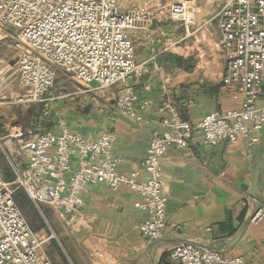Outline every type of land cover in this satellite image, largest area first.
Returning a JSON list of instances; mask_svg holds the SVG:
<instances>
[{"label": "built area", "instance_id": "built-area-1", "mask_svg": "<svg viewBox=\"0 0 264 264\" xmlns=\"http://www.w3.org/2000/svg\"><path fill=\"white\" fill-rule=\"evenodd\" d=\"M163 10L191 32L196 9L188 0H173ZM147 16L144 9L123 10L121 0H0V23L16 29L25 45L16 61L15 77L27 90L26 101H47L56 70L61 69L95 91L121 85L118 111L142 123L144 117L136 109L139 95L126 85L143 68L136 61L131 32ZM216 17L226 58L223 82L234 98L241 96L240 106L210 111L191 123L165 102L163 129L151 132L142 169L119 170L113 133L88 139L71 130L65 119L59 120V131L14 126L8 139L0 136L14 172V178L7 180L0 171V264H53L41 250L50 237L39 236L31 228L14 198L17 189H23L42 214V205H48L71 224L89 185L105 184L113 190L127 186L140 194L136 206L147 212L138 225L140 233L158 240L180 228L168 220L162 190V158L172 145L182 147L194 135L210 145L240 138L249 145L261 143L264 105L258 101L264 97V0H223ZM6 79L0 69V84ZM149 104L145 100L141 108ZM73 155L79 158L75 168ZM263 219L261 204L252 211L250 222L259 224ZM160 264H245V259L180 241L167 249Z\"/></svg>", "mask_w": 264, "mask_h": 264}, {"label": "crops", "instance_id": "crops-1", "mask_svg": "<svg viewBox=\"0 0 264 264\" xmlns=\"http://www.w3.org/2000/svg\"><path fill=\"white\" fill-rule=\"evenodd\" d=\"M171 1L121 2L123 10L140 8L148 13L131 32L136 61L143 63V68L126 85L138 93L136 109L144 121L138 123L117 110L115 101L122 86L114 85L89 99L90 110L84 114L80 111L77 123L60 117L46 129L59 131V120L65 119L71 130L88 139L113 133L118 168L127 173L142 169L151 132L163 129L165 102L173 104L191 123L199 122L210 111L240 106L241 96L234 98L223 82L226 58L219 44L216 17L223 0H188L196 9L191 32L181 21L156 12ZM145 100L150 104L142 109ZM258 104L264 105V97ZM263 146L264 131L261 143L254 145H249L246 138L210 145L199 135L182 147L172 145L162 158V190L167 197L168 220L180 228L168 231L161 239L150 240L139 231L147 212L136 206L141 198L138 192L127 186L113 190L98 183L89 185L84 204L71 224L52 207L41 209L58 233V239L48 240L60 255H68L72 264H160L167 249L180 241L242 255L245 264H264V219L259 224L249 222L242 237L231 246L252 211L264 204V160L257 196H251L252 177ZM78 164V156L73 155L72 166Z\"/></svg>", "mask_w": 264, "mask_h": 264}, {"label": "rangeland", "instance_id": "rangeland-1", "mask_svg": "<svg viewBox=\"0 0 264 264\" xmlns=\"http://www.w3.org/2000/svg\"><path fill=\"white\" fill-rule=\"evenodd\" d=\"M189 4L191 5V2ZM162 11L164 10L159 8L156 10L158 14L166 17V13L163 14ZM23 48H25V45L18 31L0 23V69L3 70V73L7 77L0 84V101L3 102L0 104V136L4 137L3 140L8 139L7 134L14 126H21L23 129L43 130L57 122L60 117H67L72 123H77L79 121L78 117H76L77 114L80 111L84 114L85 110H90L91 101L89 99L91 100L92 97L98 95L97 92L103 93L107 89L105 88L101 91L92 90L89 85L75 79L72 74L64 70L61 71V69L58 71L57 69L56 82L50 90L49 99L41 102L26 101L27 97L25 94H27V90L21 89L16 84L17 79L15 77L16 61ZM83 97L84 99L82 100ZM115 107L117 108V100L115 101ZM0 171L4 177L7 174L14 175L13 169L1 146ZM45 208L51 209L47 205H42V209ZM44 219L47 228L44 231L37 232V234L45 238L53 237L58 239V233L54 231V222L50 220L51 218L47 214ZM51 241L47 240L43 243L41 250L52 260V263L66 264L70 261L68 255L66 256L68 260L62 254L60 255L56 246Z\"/></svg>", "mask_w": 264, "mask_h": 264}, {"label": "trees", "instance_id": "trees-1", "mask_svg": "<svg viewBox=\"0 0 264 264\" xmlns=\"http://www.w3.org/2000/svg\"><path fill=\"white\" fill-rule=\"evenodd\" d=\"M13 177V174H7L5 178L12 180ZM14 198L28 219L31 228L36 232L46 230L47 224L44 217L42 216L39 209L30 200L27 193L23 189H17L14 193Z\"/></svg>", "mask_w": 264, "mask_h": 264}, {"label": "water", "instance_id": "water-1", "mask_svg": "<svg viewBox=\"0 0 264 264\" xmlns=\"http://www.w3.org/2000/svg\"><path fill=\"white\" fill-rule=\"evenodd\" d=\"M263 160H264V146H263V148H262V150L260 152V155L258 157L256 166H255V169H254L253 177H252L251 196L253 198H256V196H257L258 179H259L260 169H261ZM249 222H250V217L248 219H246V221L243 223L239 233L237 234L235 239L231 242L232 243L231 246H233L234 244H236L239 241V239L244 234L246 228L248 227Z\"/></svg>", "mask_w": 264, "mask_h": 264}]
</instances>
